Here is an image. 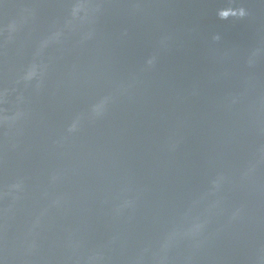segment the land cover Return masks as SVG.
Masks as SVG:
<instances>
[{"label":"water","instance_id":"obj_1","mask_svg":"<svg viewBox=\"0 0 264 264\" xmlns=\"http://www.w3.org/2000/svg\"><path fill=\"white\" fill-rule=\"evenodd\" d=\"M0 264H264V0H0Z\"/></svg>","mask_w":264,"mask_h":264}]
</instances>
